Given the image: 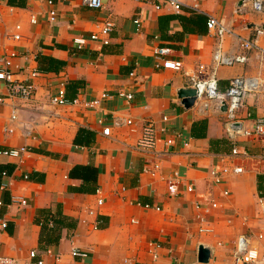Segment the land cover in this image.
<instances>
[{"label": "crops", "instance_id": "0c3cea01", "mask_svg": "<svg viewBox=\"0 0 264 264\" xmlns=\"http://www.w3.org/2000/svg\"><path fill=\"white\" fill-rule=\"evenodd\" d=\"M249 1L198 0L195 12L192 0H182L176 13L150 1L103 0V9L91 10L82 0H13V5L0 0V58L15 53L13 72L35 88L15 121L9 104H0V165L14 166L2 180L12 181L10 188H0V200L4 192L9 200L0 210L7 222L0 256L19 264H34L31 251L42 264H204L198 261L203 245L210 252L206 264H247L234 256L238 236L245 235L257 254L252 264H264V194L257 190V176L264 177V136L237 140L247 157L212 153L209 140L227 138L224 111L198 100L185 108L178 97L180 89L206 77L217 43L206 28L212 16L232 32L222 40L227 53L237 52V37L252 40L261 31L245 64L219 67L216 74L219 93L234 77L260 78L261 90L243 97L237 118L251 129L264 116V0L259 12ZM51 7L58 14L55 23L48 22ZM32 16L36 24L30 23ZM106 21L113 25L108 44L102 37L89 40ZM77 38L86 40L81 49L73 43ZM157 48H168L165 59L181 62V70L162 68L153 53ZM39 55L64 62L61 71L31 77L43 68ZM74 81L82 83L79 102L99 100L98 106L51 104L57 88ZM4 89L0 83L1 93ZM119 91L132 99L117 96ZM103 93L109 97L101 100ZM148 123L155 144L141 153L137 142ZM78 130L92 133L88 145L73 143ZM20 147L27 151L19 158L4 154ZM153 164L159 169L151 172ZM225 164L239 173L214 185L210 171ZM76 165L97 170L94 192L73 191L83 185L69 178ZM170 185L176 186L173 194ZM57 207L75 221L74 228L42 229ZM73 249L87 256L73 257Z\"/></svg>", "mask_w": 264, "mask_h": 264}, {"label": "built area", "instance_id": "2783aa9c", "mask_svg": "<svg viewBox=\"0 0 264 264\" xmlns=\"http://www.w3.org/2000/svg\"><path fill=\"white\" fill-rule=\"evenodd\" d=\"M24 2H30L32 0H21ZM136 2H148L151 3L156 2L155 8L159 9L160 3L168 6L173 12L179 13L183 6L182 0H134ZM198 0H192V9L195 12H198V8L196 6ZM250 6L253 11L259 12L263 9V4L261 0H250ZM84 6L91 10H101L103 9V0H82ZM51 4V2H49ZM48 22L55 23L58 17L57 12L51 7L47 13ZM31 24H36L35 16H32L30 19ZM134 23L139 27L140 20L136 19ZM112 23L110 21H106L103 27L100 29L98 33H94L89 36V40L98 41L101 37V41L103 45L108 44L107 37L112 30ZM206 28L208 31L214 33L217 38V43L212 55L211 65L206 70V77L201 80H196L192 84V89L195 91L196 100L211 102L214 104L217 110H220L223 106H225L224 114V131L226 137L233 143L229 156L231 158L236 157H247L248 154L246 151H239L236 146L237 140L241 138H247L253 135H263L264 136V116L256 121L255 125L248 129L244 126V124L237 118V113L242 107L243 97L247 93H258L262 86L263 81L258 77H244L237 76L229 80L228 86L223 93H219L218 91V83H217V69L219 67H230L237 64H245L247 62L248 56L247 53L252 51L253 49L258 48V35L261 31H257V36L252 39H244L242 37H237V52L235 53H227L222 48V40L225 35H230L232 32L227 29L222 23H220L216 18L212 16H208L206 19ZM100 37V38H99ZM74 45L81 49L85 44L86 40L84 38H77L73 40ZM168 48H157L153 52L155 57L161 61V67L164 69H170L173 71H179L182 68V64L179 61H169L165 59V56L169 53ZM15 53H11L5 57L0 58V83L4 85V92L0 91V104H9L11 108V117L12 121L17 120L18 109L24 104L29 103L34 96V85L28 81L20 80L16 77L12 68L11 59L14 58ZM201 70L204 69L203 65H199ZM31 77L43 75L39 71H34L31 74ZM133 75V74H131ZM117 96L124 98L127 101L132 99V95L125 91H119ZM109 97L108 93H103L100 99H106ZM51 104L55 106H75L82 105L84 108H94L98 106L99 100H96L92 103H84L81 104L78 98L73 100H68L65 94V86L61 84L58 88L54 96L51 98ZM99 124L102 122L99 121ZM127 124H131V121H127ZM9 133H12V130H8ZM103 135L109 134V128L104 127L102 130ZM262 146L264 148V139L261 140ZM154 129L152 124L148 123L142 130V135L137 142V150L141 153H148L151 149L154 148ZM171 141H167V145H170ZM188 145V144H185ZM27 151L25 147H20L16 149H9L4 152L5 155L12 158H19L22 154ZM159 169L158 164L152 165L151 172H154ZM262 171L264 173V164L262 165ZM239 170L232 169L228 165H222L219 168H214L210 171V177L214 185H222L226 182V178L229 175L237 174ZM12 181L8 180L7 182L1 185L2 190H8L11 186ZM168 192L173 194L176 191L175 185H170L167 187ZM187 191L191 192L192 189L190 187L187 188ZM224 196L228 195L227 190L222 191ZM21 206L25 205V201H19ZM97 205H102V200H97ZM1 206V200H0ZM89 215H93V211L88 212ZM7 228V222L0 218V232L5 231ZM262 238V235L259 236ZM71 255L73 257L85 258L87 256L86 252L78 251L77 249H73L71 251ZM235 259L237 261H242L243 263L252 264L257 261L256 251L251 249L247 237L245 235H240L237 238L236 242V251L234 253ZM29 259L33 261L34 264H42L40 259H37V254L35 251H31L28 255ZM0 264H19L17 260L7 256H0Z\"/></svg>", "mask_w": 264, "mask_h": 264}, {"label": "trees", "instance_id": "16d2710c", "mask_svg": "<svg viewBox=\"0 0 264 264\" xmlns=\"http://www.w3.org/2000/svg\"><path fill=\"white\" fill-rule=\"evenodd\" d=\"M9 4L13 5L14 4L13 0H9ZM37 60L38 63H40L43 66L42 70L40 71L42 74H47L51 72L58 74L61 71L60 68L64 65V62L44 55H39ZM81 86L82 83L80 81L69 82L65 86L66 98L68 100H73L77 98L78 90ZM82 133H84L83 135L84 139L81 138ZM91 140H92V133L84 130L83 131L78 130L73 140V143L75 145H80V146L83 144L88 145ZM232 146L233 143L228 138L225 137L220 139L209 140V151L215 154H228ZM13 170H14L13 165H9V164L0 165V187L2 184V180L10 177ZM69 178L81 180L83 182V185L77 188L76 187L73 188L74 192L77 193L94 192V186L97 180V170L91 166L76 165L70 170ZM85 185L91 186V189L85 187ZM257 190L260 195L264 194V177H262L261 175L257 176ZM8 201L9 200H8L7 192H4V201L1 200L0 210H2L4 206H6ZM75 225L76 223L74 220L62 215L59 207H57L56 211L53 214L48 215L45 218V221L41 223L42 229L44 230L48 229L51 232L58 228L60 229L64 227L71 229L74 228Z\"/></svg>", "mask_w": 264, "mask_h": 264}, {"label": "water", "instance_id": "95a60500", "mask_svg": "<svg viewBox=\"0 0 264 264\" xmlns=\"http://www.w3.org/2000/svg\"><path fill=\"white\" fill-rule=\"evenodd\" d=\"M178 97L182 99V105L185 108H190L194 105L196 101L195 91L192 88L180 89ZM222 111H225V106L221 108ZM210 257V252L203 245L198 247V261L200 263H208Z\"/></svg>", "mask_w": 264, "mask_h": 264}, {"label": "rangeland", "instance_id": "374dc122", "mask_svg": "<svg viewBox=\"0 0 264 264\" xmlns=\"http://www.w3.org/2000/svg\"><path fill=\"white\" fill-rule=\"evenodd\" d=\"M81 51V50H80ZM24 105H26V104H24Z\"/></svg>", "mask_w": 264, "mask_h": 264}]
</instances>
